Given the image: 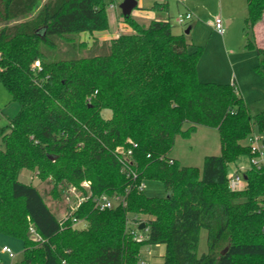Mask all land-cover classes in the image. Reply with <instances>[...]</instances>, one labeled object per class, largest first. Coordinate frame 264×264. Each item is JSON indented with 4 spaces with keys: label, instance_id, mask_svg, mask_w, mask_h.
<instances>
[{
    "label": "trees",
    "instance_id": "obj_1",
    "mask_svg": "<svg viewBox=\"0 0 264 264\" xmlns=\"http://www.w3.org/2000/svg\"><path fill=\"white\" fill-rule=\"evenodd\" d=\"M124 22L135 32L89 45L82 34L109 28L104 0H0V82L20 105L0 126V233L23 241L18 264H139L157 244L166 245L164 264H264V170L251 168L240 191L228 186L230 163L251 155L248 137L264 138V111L252 116L235 84L200 81L205 49L170 20ZM244 30L261 71L264 0H247ZM87 49L104 53L80 57ZM199 126L217 129L222 146L202 171L170 157L177 137ZM133 143L131 159L118 152ZM23 169L51 180L59 198L70 185L88 195V183L91 196L74 214L85 225L59 220L19 180ZM149 180L168 196H147L140 186ZM101 195L123 203L99 211ZM202 229L208 251L199 255Z\"/></svg>",
    "mask_w": 264,
    "mask_h": 264
},
{
    "label": "rangeland",
    "instance_id": "obj_2",
    "mask_svg": "<svg viewBox=\"0 0 264 264\" xmlns=\"http://www.w3.org/2000/svg\"><path fill=\"white\" fill-rule=\"evenodd\" d=\"M124 1L104 0L109 18V28L95 32L93 36L87 33L82 34L81 39L92 45L95 39L103 42L112 40L121 34L134 33V27L124 22L125 17L121 9V4ZM137 1L139 5L133 10L130 17L141 25L148 26L153 20L169 19L175 34H183L190 26L194 27L187 39L192 44L205 49L198 66L200 81L235 84L239 95L249 105L252 116L264 111V66L261 68L262 72L257 70L260 58L255 50L246 47L247 37L244 26L247 16V0H156L158 7L154 9L152 8L153 0ZM164 5L167 8L161 9ZM188 12L193 15V20L186 25H181L178 22L179 16ZM216 19H222L225 24L227 20L232 21L225 35L214 31L212 24ZM1 27L2 25H0ZM258 40L260 41L261 38L259 37ZM103 53L101 49H87L80 54V57H91ZM11 101L12 97L9 91L0 82V125L7 123L3 113L12 119L19 113L20 105ZM102 114L104 118L110 119L113 116V111L107 108L102 111ZM184 128L187 129L188 125H185ZM221 154L222 146L218 130L199 126L190 136L177 137L170 157L175 158L182 166L197 167L202 171L206 157L220 156ZM249 166V158L241 156L230 163L228 173L231 174L237 168L248 169ZM19 180L37 187L55 216L59 220L64 219L66 205L63 196L59 198L58 194L54 193L51 180L41 181L36 171L29 169L20 171ZM144 193L150 197L168 196L164 184L152 180L144 182ZM78 226L83 227V224ZM5 245L12 249L15 254L14 258L3 253ZM23 250L22 240L0 233V260L2 262L18 264L23 258ZM207 251L208 232L206 229H202L198 254L202 255ZM165 253L166 245L164 244L146 246L143 248L139 264H142V261L147 264H164Z\"/></svg>",
    "mask_w": 264,
    "mask_h": 264
},
{
    "label": "built area",
    "instance_id": "obj_3",
    "mask_svg": "<svg viewBox=\"0 0 264 264\" xmlns=\"http://www.w3.org/2000/svg\"><path fill=\"white\" fill-rule=\"evenodd\" d=\"M193 20V15L191 13L181 14L178 18V22L181 25L188 24L189 21ZM214 31L220 35H224L226 33L227 27L222 19H216L213 23ZM36 67H40V63H36ZM264 138L262 135L253 132L247 139V145L250 148L251 155L247 156L249 158L250 166L248 169L245 168H237L231 174H229L228 186L231 191H240L246 186V178L248 171L251 168H257L258 170H264ZM133 147L129 150H124L120 148L118 150L119 153L123 154V156L127 159H131L133 156V148L137 147V144H132ZM82 187L87 190L88 195H85L80 188L74 185H70L67 187L63 193V199L65 202L66 213L64 219L71 218L76 225L84 224V222L75 218V212L81 207V205L91 196V192L88 190L90 188L89 184L84 182L82 183ZM140 190L144 191V183L141 184ZM95 208L99 211H106L109 209H113L119 204L123 203L122 198L120 197H109L108 195L96 196L93 198ZM132 235H134V239L137 241L143 240L144 236L140 233L139 230H131ZM30 236L34 239H39L40 236L36 232L34 227H30ZM3 253L8 254L10 258H14L15 254L9 246L3 247ZM142 264H147L145 261H142Z\"/></svg>",
    "mask_w": 264,
    "mask_h": 264
},
{
    "label": "water",
    "instance_id": "obj_4",
    "mask_svg": "<svg viewBox=\"0 0 264 264\" xmlns=\"http://www.w3.org/2000/svg\"><path fill=\"white\" fill-rule=\"evenodd\" d=\"M138 6V1L137 0H125L122 4H121V9H122V13L124 17H129L131 16L132 12L134 9H136ZM191 32V28H188L186 30V34H189ZM245 178L247 179V176H245ZM145 228V224H142L139 227V230H143Z\"/></svg>",
    "mask_w": 264,
    "mask_h": 264
},
{
    "label": "crops",
    "instance_id": "obj_5",
    "mask_svg": "<svg viewBox=\"0 0 264 264\" xmlns=\"http://www.w3.org/2000/svg\"><path fill=\"white\" fill-rule=\"evenodd\" d=\"M155 4L156 5H158L157 3H156V0H153V5H152V8L154 9V6H155ZM139 5V4H138ZM138 7V6H137ZM158 7V6H157ZM160 7V6H159ZM156 8V7H155ZM164 7L162 6V8L161 9H163ZM159 20H162V19H159ZM163 20H169V19H163ZM231 23H232V21L231 20H227V22H226V27L227 28H229V26L231 25ZM212 26H213V24H212ZM189 28H191V32L193 31V29H194V27L193 26H190ZM190 32V33H191ZM189 33V34H190ZM226 33H227V31H226ZM85 34V33H84ZM185 34H186V32H185ZM189 34H186V35H189ZM94 35V34H93ZM225 35V34H224ZM91 36V35H90ZM259 39V36H257V42L259 41L258 40ZM235 87H236V85H235ZM12 102V101H11ZM4 115L3 116H5V118H6V120H7V123L5 124V125H0V126H6L8 123H9V121L12 119V118H10L9 116H7L5 113H3ZM173 159H175V158H173ZM176 160V159H175ZM6 246V245H5Z\"/></svg>",
    "mask_w": 264,
    "mask_h": 264
}]
</instances>
